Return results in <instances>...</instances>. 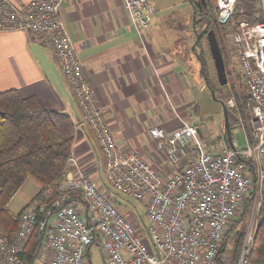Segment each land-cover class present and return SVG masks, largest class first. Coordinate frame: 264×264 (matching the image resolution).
I'll use <instances>...</instances> for the list:
<instances>
[{"label":"built area","instance_id":"obj_1","mask_svg":"<svg viewBox=\"0 0 264 264\" xmlns=\"http://www.w3.org/2000/svg\"><path fill=\"white\" fill-rule=\"evenodd\" d=\"M64 1L0 0V31L34 33L53 49L104 153L107 180L145 202L154 248L127 212L70 156L57 195L46 192L24 208L14 238L9 239L0 225V264H28L25 252L32 236L50 225L54 230L44 236L33 264L44 253L45 264H87V251L99 238L104 239L108 264H217L219 256L227 260L219 254L230 221L252 193L239 258V264H250L248 252L264 212V0H257L261 19L256 24L235 17L238 0H215L218 23L230 29L233 63L239 66L251 99L252 137L245 147L231 140L213 151L195 125L185 121L172 129L154 125L150 136L165 155L167 176L139 152L119 146L61 16ZM124 8L142 34L152 20L150 1L124 0ZM73 193L81 195L86 211Z\"/></svg>","mask_w":264,"mask_h":264},{"label":"crops","instance_id":"obj_2","mask_svg":"<svg viewBox=\"0 0 264 264\" xmlns=\"http://www.w3.org/2000/svg\"><path fill=\"white\" fill-rule=\"evenodd\" d=\"M149 1L154 11L142 34L134 29L124 0H65L61 16L119 146L139 152L167 176L165 155L156 149L149 130L154 125L172 129L191 120L193 91L181 53L192 48V37L176 33L188 27L190 15L186 22L180 15L169 19L161 13L165 8L160 0ZM10 88L19 89L23 96H36L48 109L71 115L76 126L71 156L86 175L98 179L104 153L53 49L34 33L0 31V92ZM72 169L68 164V171ZM36 186L34 194L40 190ZM79 207L87 210L83 198Z\"/></svg>","mask_w":264,"mask_h":264},{"label":"trees","instance_id":"obj_3","mask_svg":"<svg viewBox=\"0 0 264 264\" xmlns=\"http://www.w3.org/2000/svg\"><path fill=\"white\" fill-rule=\"evenodd\" d=\"M190 2L195 8V15L201 14L203 16L201 21L207 23L203 36L208 35L210 30L216 35L217 28L219 30L226 28L218 23L217 6L212 8L209 5L210 0H207L209 9L205 6L200 9L197 0ZM257 2V0H238L243 13H240L241 8H238L235 17L256 24L261 19ZM200 58L202 60L201 56ZM208 83H210L209 79ZM211 87L214 88L213 85ZM236 97L238 105L242 107L243 98L238 92ZM248 98L250 99L249 94ZM75 129L74 120L68 112L48 109L34 95L23 96L17 88L0 92V225L9 239L14 238L17 233L20 214L24 208L44 196L46 192L52 194L58 192V185L64 178L66 165L72 154ZM29 179L36 180L40 184V190L21 211L13 213L9 209V203ZM73 195L78 200L82 198L80 194L73 193ZM251 196L252 193L244 202L240 214L231 219L225 236V247L219 254L222 256L225 254L230 238L232 264L239 262L246 235ZM52 232L51 225L46 231L41 232L39 229L36 231L25 252L28 264H33L39 255L44 236ZM248 258L250 264H264V212L260 216ZM225 261L219 256L217 264H223Z\"/></svg>","mask_w":264,"mask_h":264},{"label":"rangeland","instance_id":"obj_4","mask_svg":"<svg viewBox=\"0 0 264 264\" xmlns=\"http://www.w3.org/2000/svg\"><path fill=\"white\" fill-rule=\"evenodd\" d=\"M160 2L163 3V8H165L161 13L169 19H173L176 15H180L186 22L187 15H190L188 27L176 32L179 36L180 34L184 36L189 34V36L191 35L192 37V48L183 49L181 53L183 56V65L187 70L192 87L191 90L193 91V102L188 111V115L191 117L189 123L200 129L202 140L207 148L217 151L219 148H222L223 144H229V141L225 140V135L227 136L225 105L228 111L232 142L240 145V147H245L248 144V138L252 137L251 127L249 125L251 117V99L248 98V91L244 78L239 70V66L233 63L232 48L229 41L230 29L226 27L224 30L222 28V31L217 28L216 32L228 76V83L221 85L217 77L207 37L208 35L203 36L202 34L207 24L204 20L201 21L203 16L201 14L195 15V8L190 0H160ZM210 5L212 8H215L217 6L216 1L210 0ZM169 26V30H171L173 23H170ZM174 29L175 28H173V30ZM222 32H224V34H222ZM200 35H202V37H200ZM208 79L210 83H208ZM211 85H213L214 88H212ZM213 91L215 95H213ZM237 92L239 96L243 98L242 107L238 105L236 97ZM94 180L98 183L99 187H102V190L113 202L122 207V211L128 212L129 217L137 228L145 233V240L150 248L153 249L154 245L147 232L149 219L147 217L145 202L142 199L129 196L114 188L106 178L104 167L100 169L98 179L94 177ZM36 185H38L39 188L40 184L36 180L29 179L16 192L9 203V209L13 213H18L26 206V200L34 194V190H37ZM37 193L38 191L35 192L34 195ZM227 246L224 254L227 260L223 264H232V240L230 238L228 239ZM46 255L47 254L44 253V258L39 259L37 264H45L47 261ZM90 260L91 262L89 261V264H108L107 250L105 249L103 238H99L96 243L92 245Z\"/></svg>","mask_w":264,"mask_h":264},{"label":"water","instance_id":"obj_5","mask_svg":"<svg viewBox=\"0 0 264 264\" xmlns=\"http://www.w3.org/2000/svg\"><path fill=\"white\" fill-rule=\"evenodd\" d=\"M198 4L200 7L205 6L206 9L208 8L207 0H198ZM208 40H209L210 50H211L212 57L214 60L215 69H216L219 83L221 85H225L228 83V76H227V71H226L225 60H224L221 48L219 46L218 40L213 30H210V32L208 33ZM213 95H215L214 91H213ZM224 109H225V115H226L227 138L231 142L232 139H231L230 125L228 121V111L225 105H224Z\"/></svg>","mask_w":264,"mask_h":264},{"label":"flooded vegetation","instance_id":"obj_6","mask_svg":"<svg viewBox=\"0 0 264 264\" xmlns=\"http://www.w3.org/2000/svg\"><path fill=\"white\" fill-rule=\"evenodd\" d=\"M209 3V2H208ZM210 5V4H209ZM198 7L201 9V7L199 6V4H198ZM211 7V6H210ZM207 9H209V7L207 8Z\"/></svg>","mask_w":264,"mask_h":264}]
</instances>
